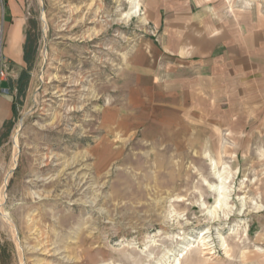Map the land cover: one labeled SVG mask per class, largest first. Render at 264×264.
I'll list each match as a JSON object with an SVG mask.
<instances>
[{
    "label": "rangeland",
    "instance_id": "obj_1",
    "mask_svg": "<svg viewBox=\"0 0 264 264\" xmlns=\"http://www.w3.org/2000/svg\"><path fill=\"white\" fill-rule=\"evenodd\" d=\"M147 2L0 0L24 38L3 61L0 264H264V124L140 115Z\"/></svg>",
    "mask_w": 264,
    "mask_h": 264
},
{
    "label": "crops",
    "instance_id": "obj_2",
    "mask_svg": "<svg viewBox=\"0 0 264 264\" xmlns=\"http://www.w3.org/2000/svg\"><path fill=\"white\" fill-rule=\"evenodd\" d=\"M144 10L158 39L133 55L126 89L148 107L141 116L153 110L208 125L264 124V0H148ZM19 13L11 3L2 23L4 59L17 64ZM12 89L0 81V121L13 114Z\"/></svg>",
    "mask_w": 264,
    "mask_h": 264
},
{
    "label": "built area",
    "instance_id": "obj_3",
    "mask_svg": "<svg viewBox=\"0 0 264 264\" xmlns=\"http://www.w3.org/2000/svg\"><path fill=\"white\" fill-rule=\"evenodd\" d=\"M3 1V0H1ZM3 19L0 21V80L5 77V64L3 55Z\"/></svg>",
    "mask_w": 264,
    "mask_h": 264
},
{
    "label": "bare ground",
    "instance_id": "obj_4",
    "mask_svg": "<svg viewBox=\"0 0 264 264\" xmlns=\"http://www.w3.org/2000/svg\"><path fill=\"white\" fill-rule=\"evenodd\" d=\"M133 7H134V6H133ZM20 124H21V122H19L18 125H20ZM15 160H16V157H15V159H14V163H15ZM10 172H11V170L7 173V175H6V177H5V181H4V185H5V186H6L7 179H8V176H9ZM5 186H4V187H5ZM3 192H4V191H3ZM2 216H3V218H4L7 222L10 221L6 213H2ZM176 257H177V256H175V258H174V260H173V264H178V258H176Z\"/></svg>",
    "mask_w": 264,
    "mask_h": 264
},
{
    "label": "trees",
    "instance_id": "obj_5",
    "mask_svg": "<svg viewBox=\"0 0 264 264\" xmlns=\"http://www.w3.org/2000/svg\"><path fill=\"white\" fill-rule=\"evenodd\" d=\"M25 59H26V57H25Z\"/></svg>",
    "mask_w": 264,
    "mask_h": 264
}]
</instances>
